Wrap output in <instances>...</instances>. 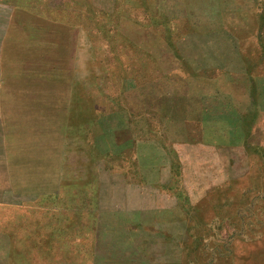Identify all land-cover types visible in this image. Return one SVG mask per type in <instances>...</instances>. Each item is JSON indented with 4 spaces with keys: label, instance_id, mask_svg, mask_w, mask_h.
I'll list each match as a JSON object with an SVG mask.
<instances>
[{
    "label": "rangeland",
    "instance_id": "374dc122",
    "mask_svg": "<svg viewBox=\"0 0 264 264\" xmlns=\"http://www.w3.org/2000/svg\"><path fill=\"white\" fill-rule=\"evenodd\" d=\"M0 264H264V0H0Z\"/></svg>",
    "mask_w": 264,
    "mask_h": 264
},
{
    "label": "trees",
    "instance_id": "16d2710c",
    "mask_svg": "<svg viewBox=\"0 0 264 264\" xmlns=\"http://www.w3.org/2000/svg\"><path fill=\"white\" fill-rule=\"evenodd\" d=\"M130 44L135 46L136 49H139L148 55L150 54V51L148 50L147 45H145L144 43L140 44L135 41H132L131 39ZM167 44H171V42L168 41ZM106 76H107V73H104V75L103 74L98 75L96 78L97 82L99 83V81H102V79L106 78ZM89 95L93 98V101H90V103H88V106H89L90 111L95 112L93 113L95 122L98 121L100 114H103V113H100L101 111L102 112L104 111V113L105 112L109 113L111 112L112 108L115 106L113 104L114 101L111 100L110 93L108 94V92L106 90H103L100 86H96V90L93 89L92 91H90ZM100 107H102L103 110H101ZM97 109L100 110V112L96 111ZM116 109H119V107H117Z\"/></svg>",
    "mask_w": 264,
    "mask_h": 264
}]
</instances>
